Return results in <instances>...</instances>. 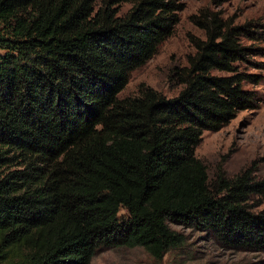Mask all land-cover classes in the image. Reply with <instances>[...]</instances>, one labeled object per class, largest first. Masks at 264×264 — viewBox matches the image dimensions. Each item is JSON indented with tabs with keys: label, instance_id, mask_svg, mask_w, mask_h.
<instances>
[{
	"label": "trees",
	"instance_id": "16d2710c",
	"mask_svg": "<svg viewBox=\"0 0 264 264\" xmlns=\"http://www.w3.org/2000/svg\"><path fill=\"white\" fill-rule=\"evenodd\" d=\"M184 8L0 0V264H90L118 248L159 263L184 245L172 225L264 253V152L213 181L195 156L204 132L260 106L246 86L263 80L249 71L264 69V29L203 8L189 17L203 37L174 71L178 93L119 97Z\"/></svg>",
	"mask_w": 264,
	"mask_h": 264
},
{
	"label": "rangeland",
	"instance_id": "374dc122",
	"mask_svg": "<svg viewBox=\"0 0 264 264\" xmlns=\"http://www.w3.org/2000/svg\"><path fill=\"white\" fill-rule=\"evenodd\" d=\"M184 10L180 21L170 38L163 42L155 55L142 67L131 73L129 81L120 96H133L141 86H148L166 97L175 96L181 89L174 79L176 68L186 66L187 56L194 52L189 38L203 37L189 17L203 8H213L236 18L239 25L252 23L264 29V0H221L218 7H212L211 0H183ZM131 4L119 7L120 14L126 13ZM253 25V26H254ZM264 47V44H260ZM263 62L264 58H256ZM263 80L254 89L261 97L260 106L254 111L239 113L234 120L217 132H204L195 156L206 168L210 181L218 173L232 178L264 152V69L250 70ZM215 75H224L214 73ZM254 204V203H253ZM264 206L256 208L263 209ZM120 215H125L121 210ZM184 237V245L168 252L161 262L156 263L140 248L101 249L96 252L90 264H264V253L232 250L220 245L203 232L171 226Z\"/></svg>",
	"mask_w": 264,
	"mask_h": 264
}]
</instances>
